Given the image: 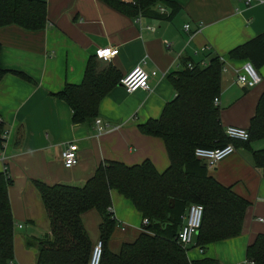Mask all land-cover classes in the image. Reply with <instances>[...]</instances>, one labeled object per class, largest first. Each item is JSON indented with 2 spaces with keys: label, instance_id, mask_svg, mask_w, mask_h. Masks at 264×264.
Segmentation results:
<instances>
[{
  "label": "crops",
  "instance_id": "0c3cea01",
  "mask_svg": "<svg viewBox=\"0 0 264 264\" xmlns=\"http://www.w3.org/2000/svg\"><path fill=\"white\" fill-rule=\"evenodd\" d=\"M41 1L46 3L43 29L28 31L15 25L0 28V68L23 72L32 79L26 81L7 73L0 80V120L3 131L9 132L6 162L0 161V172L6 171L12 182L8 195L14 231H22L24 247L26 241L35 239L40 222L42 234L49 232V221L33 182L82 185L107 161L127 166L149 161L159 173L167 169L163 140L141 134L138 126L158 119L176 97L170 75L189 63L204 69L211 59L218 58L220 93L214 104L219 108L224 130H248L264 91V64L257 68L261 82L242 88L236 82L237 74L249 61L228 56L233 48L264 35V2L159 0L150 7V13L131 16L102 0ZM106 47L117 48L118 54L103 62L95 52ZM92 57L100 67H112L119 82L100 101L95 118L74 122L70 106L52 94L67 84L79 85ZM203 62L206 66H201ZM136 66L148 74L149 89L128 94L120 80ZM98 120L100 124H96ZM69 143L74 146L78 162L65 168L60 154ZM249 146L237 147L235 153L208 168L214 180L249 203L240 234L209 245L202 251L203 256L190 260L246 264L247 246L258 234H264V222L259 221L264 219V170L255 166L252 157V151L262 149L264 142L254 141ZM110 210L115 230L121 234L112 237V232L106 248L117 254L122 244L133 242L132 238L142 232V218L116 191L111 192ZM100 221L95 209L82 215L92 246L99 240ZM15 240L14 235V259L10 264H36V247H32L34 253L28 250L25 256L22 246L15 249ZM195 243L196 236L192 245Z\"/></svg>",
  "mask_w": 264,
  "mask_h": 264
},
{
  "label": "trees",
  "instance_id": "16d2710c",
  "mask_svg": "<svg viewBox=\"0 0 264 264\" xmlns=\"http://www.w3.org/2000/svg\"><path fill=\"white\" fill-rule=\"evenodd\" d=\"M123 14L150 13L159 0H102ZM166 3V1H164ZM169 5L172 2L167 1ZM46 23V3L41 0H0V28L10 25L39 31ZM231 59L247 60L257 70L264 64V35L233 48ZM12 73L26 81L32 79L20 71L0 68V80ZM176 97L163 109L158 119L138 126L141 134L163 140L169 165L159 173L151 162L127 166L107 161L97 167L82 185H47L33 182L49 221V235L26 241L37 249L36 264H89L92 244L85 231L82 215L95 209L100 218L99 240L103 244L100 264H216L212 260L192 261L188 249L177 241L182 217L190 204L203 207L195 246L209 245L237 237L249 203L208 174V167L194 156L196 148L215 149L227 144L249 148L254 141L264 142V91L250 120L246 142L230 140L220 124L219 108L214 99L220 93V64L213 58L204 69L184 68L169 76ZM119 82L115 70L100 67L96 58L88 60L79 85H65L52 94L66 102L72 120L93 119L98 105ZM3 131L0 120V134ZM3 140L0 138V148ZM254 164L264 170V147L252 151ZM11 180L0 172V264L14 259V219L8 195ZM128 200L142 220L149 224L131 243L121 245L117 254L106 248L116 221L111 208V192ZM172 201V203H170ZM245 257L252 264H264V234H258L247 246Z\"/></svg>",
  "mask_w": 264,
  "mask_h": 264
},
{
  "label": "built area",
  "instance_id": "2783aa9c",
  "mask_svg": "<svg viewBox=\"0 0 264 264\" xmlns=\"http://www.w3.org/2000/svg\"><path fill=\"white\" fill-rule=\"evenodd\" d=\"M253 1L260 3L264 2V0H246L247 3H251ZM160 10L162 11L161 8ZM187 28L188 26H185L186 30ZM117 54H118L117 48L106 47L96 50L95 57L103 62H108L111 60V58L115 57ZM220 61H223V59L220 58ZM201 66H206V64L203 62L201 63ZM187 68L191 70L194 68V66L189 63L187 64ZM148 77H149L148 74L140 66H136L120 80V85L128 94H132L137 90H148L149 89ZM236 82L242 88H252L261 82V78L255 67L250 62H246L243 64L240 72L237 74ZM214 103L215 104L218 103L217 98L214 99ZM96 124H100V121L99 120L96 121ZM99 130L102 131V128H99ZM224 133L227 136V138L230 140L246 142L249 139L248 131L242 128L228 127L224 130ZM8 137H9V132L7 131L1 132L0 138L3 140V143L0 148V161L3 164H5L6 162L4 152ZM235 152H236V147L233 144H227L223 147L215 148V149L196 148L194 151V156L199 161L205 163L208 168H211L215 164H217L218 162L222 161L223 159L227 158L228 156L232 155ZM60 157L62 159L65 168H71L75 166L78 162L76 151L71 143L65 145V147L61 151ZM202 215H203V207L201 205L190 204L188 206L187 212L184 216V224L182 225L177 235V241L183 248L188 249L192 245L193 238L196 236L200 228ZM259 221L264 222V219H259ZM148 224L149 222L147 219L142 220L143 226H147ZM102 251H103V244L100 240H98L92 248L89 264H100ZM199 252L200 254H202V250H199ZM246 264H252V263L246 261Z\"/></svg>",
  "mask_w": 264,
  "mask_h": 264
},
{
  "label": "rangeland",
  "instance_id": "374dc122",
  "mask_svg": "<svg viewBox=\"0 0 264 264\" xmlns=\"http://www.w3.org/2000/svg\"><path fill=\"white\" fill-rule=\"evenodd\" d=\"M23 226H26V224L25 225H23ZM39 226H40V229H37V231L35 232V235H36V237H35V239H41V238H44V237H47L48 235H49V232L47 231V232H45L44 234H42L43 233V225L41 224V222L39 223ZM21 230H18V233L16 232V231H14V235H15V249H17L18 247H21L22 246V251H25V253H24V255L26 256V253H27V251L28 250H31L33 253L35 252L34 251V249L32 248V247H34V246H26L25 245V247H24V244H22L23 243V235L21 236V232H20ZM113 235H112V237L114 236V235H116V234H121V232L119 231V230H115V228H114V230H113ZM33 233H31V235H32ZM42 234V235H41ZM19 235V236H18ZM39 235H41V236H39ZM39 236V237H38ZM136 238V237H135ZM135 238H132V240L131 241H134V239ZM13 243H14V240H13ZM114 242L112 241V244H113ZM35 248V247H34ZM208 253V249H205V255ZM197 255H199L200 257L201 256H203L202 254H200L199 253V249L198 248H196V247H194L193 245H191L189 248H188V251H187V256H188V258L189 259H192L194 256H197Z\"/></svg>",
  "mask_w": 264,
  "mask_h": 264
},
{
  "label": "water",
  "instance_id": "95a60500",
  "mask_svg": "<svg viewBox=\"0 0 264 264\" xmlns=\"http://www.w3.org/2000/svg\"><path fill=\"white\" fill-rule=\"evenodd\" d=\"M170 203H172V201H170Z\"/></svg>",
  "mask_w": 264,
  "mask_h": 264
}]
</instances>
